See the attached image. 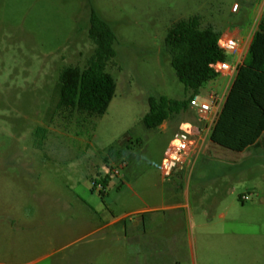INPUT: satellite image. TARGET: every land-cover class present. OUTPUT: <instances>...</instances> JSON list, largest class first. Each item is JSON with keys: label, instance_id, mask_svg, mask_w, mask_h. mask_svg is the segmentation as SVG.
I'll use <instances>...</instances> for the list:
<instances>
[{"label": "rangeland", "instance_id": "1", "mask_svg": "<svg viewBox=\"0 0 264 264\" xmlns=\"http://www.w3.org/2000/svg\"><path fill=\"white\" fill-rule=\"evenodd\" d=\"M259 5L0 0V264H264V140L243 155L230 151L241 161L202 158L190 182L170 184L161 166L175 130L201 121L190 107L167 130L144 124L150 97L193 95L171 66L169 28L194 16L221 33L245 28L259 20ZM92 10L118 38L107 69L116 96L100 118L57 107L61 72L84 70L95 54ZM234 81L227 91L211 82L200 96L227 98ZM178 202L188 206L164 209ZM96 216L114 225L83 239Z\"/></svg>", "mask_w": 264, "mask_h": 264}, {"label": "trees", "instance_id": "2", "mask_svg": "<svg viewBox=\"0 0 264 264\" xmlns=\"http://www.w3.org/2000/svg\"><path fill=\"white\" fill-rule=\"evenodd\" d=\"M89 36L96 45L95 54L84 70L67 67L61 72L57 107L70 114L100 118L107 113L116 96L117 80L107 69L117 56L118 38L95 10L91 12ZM221 36L222 33L212 26L203 28L199 16L179 20L169 28L165 45L171 56V66L186 91L193 95L189 100L150 97V111L144 118L148 129H157L173 115L189 110L193 97L220 77L212 65L228 60L219 47ZM263 83L264 16L213 128V145L239 154L262 147L264 122L259 117L264 121ZM105 189L106 185H102V195Z\"/></svg>", "mask_w": 264, "mask_h": 264}, {"label": "crops", "instance_id": "3", "mask_svg": "<svg viewBox=\"0 0 264 264\" xmlns=\"http://www.w3.org/2000/svg\"><path fill=\"white\" fill-rule=\"evenodd\" d=\"M248 2H250V1H248ZM253 2H255V1H253ZM259 3H260V5H259V9H258L259 12L258 13L260 16H259V20H257L254 23V25H249L245 28H235V29L234 28H228L227 30L222 32L223 35L227 34V35L236 37L240 42V47H239L238 53L236 55L232 56L233 57L232 58V64H240V66H242L246 57H247L249 48H250L251 43L253 41L254 34L258 30V26H259L261 18L264 16V0H259ZM244 8L245 9L246 8L253 9L255 13L257 11V5H253V7L250 8L248 3H245ZM234 80H235V76H233L232 73H225V74L220 75V77L217 80L212 81L213 85H214L213 87L216 89V91L222 90V89L227 91L229 85H231L230 84L231 81H234ZM224 99L226 100L227 98L224 97ZM224 99L223 98L219 99V104L216 108H214V110L210 114L209 121H207V122L201 121V124H195L192 122L181 121L179 126L176 128L175 133L180 131V130H191L193 132L194 138H195L197 145H198V148H199V153L197 155L191 157L187 168L184 171L178 172L174 176L172 181H170L168 183L173 184L175 182V180H177V179L188 180V182H190L192 179V175H191L192 169L195 165H197L200 162V160L202 158H205V160L207 159L208 161H213V160L217 159V160H221V161H229L230 163H232V162L234 163L238 160L241 161L240 159H235L236 157H234V155H232V153H230V151L222 149L218 146H215L211 142V135H212L213 128H214V126H215V124H216V122H217V120L221 114L223 106L226 102ZM160 128L167 130L169 128L168 121L164 122V124H162V126H160ZM247 152H249V151H247ZM247 152H244L241 154L243 155V154H246ZM176 188L179 191V187L176 186ZM187 206H188V204H183L182 202H178V203L174 204L173 206L164 207V209H170V210L178 211V210L184 209ZM222 217H225V215H222ZM95 218L97 219L98 216H96ZM86 220H88V219H86ZM88 224L91 226H95V227H94V229H92V231L89 234L84 236L83 239L86 237H94V236L98 235L99 233L105 231V229H107L108 227L113 226L114 222L104 224L103 221H101V223H99L98 219H97L94 224H93V220H91L90 222L88 221Z\"/></svg>", "mask_w": 264, "mask_h": 264}, {"label": "built area", "instance_id": "4", "mask_svg": "<svg viewBox=\"0 0 264 264\" xmlns=\"http://www.w3.org/2000/svg\"><path fill=\"white\" fill-rule=\"evenodd\" d=\"M240 9V4L235 3L232 8L233 13H237ZM219 47L228 56V60L224 62H218L212 65L214 71L219 74L232 73L236 76L240 64H232L229 55H236L239 51V40L230 35H222L219 40ZM219 104V100L216 95H211L207 99H203L200 95L194 96L191 100L190 107L193 108L200 121H209L210 114ZM199 153L197 142L194 138V134L191 130H180L174 134V137L165 152L161 172L165 182H170L174 176L181 171H184L191 157ZM249 198L242 197L243 201H247Z\"/></svg>", "mask_w": 264, "mask_h": 264}]
</instances>
